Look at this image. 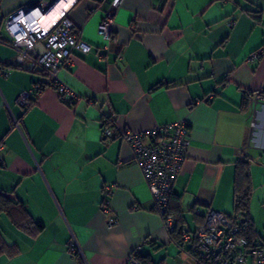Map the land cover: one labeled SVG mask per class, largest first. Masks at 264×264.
I'll return each instance as SVG.
<instances>
[{
	"label": "crops",
	"instance_id": "1",
	"mask_svg": "<svg viewBox=\"0 0 264 264\" xmlns=\"http://www.w3.org/2000/svg\"><path fill=\"white\" fill-rule=\"evenodd\" d=\"M42 1L0 0V192L42 225L29 234L1 213L0 232L13 251L0 252V264H123L134 250L153 264H195L188 244L178 245L163 228L119 135L174 120L189 126L170 204L183 227L193 230L208 208L235 215V164L247 156L248 212L257 230L264 100L253 96L264 91V0H62L55 18L65 14L92 46L58 72L79 99L66 103L45 88L23 107L16 96L45 76L15 63L4 21ZM112 9L115 40L105 41L98 25ZM111 114L105 136L102 121ZM108 191L107 215L99 204ZM71 235L78 257L67 252Z\"/></svg>",
	"mask_w": 264,
	"mask_h": 264
},
{
	"label": "built area",
	"instance_id": "2",
	"mask_svg": "<svg viewBox=\"0 0 264 264\" xmlns=\"http://www.w3.org/2000/svg\"><path fill=\"white\" fill-rule=\"evenodd\" d=\"M58 0H44L31 7L21 9L4 21L9 36L8 44L15 50L14 61L27 70H39L44 79L35 81L16 96L17 104L26 107L45 88H54L59 98L73 103L79 97L61 82L59 69L71 60L73 53L87 54L92 46L73 32V23L62 14L48 26L39 23V17L52 9ZM29 10L28 14H24ZM114 10L104 14L98 25L99 34L105 41H114L112 16ZM230 26L233 21H228ZM107 45H104V49ZM253 52L248 59L260 54ZM101 56L100 53H98ZM254 102L264 100V91L253 96ZM114 115L102 121L105 136L111 135ZM253 124V123H251ZM122 140L131 148L132 158L143 175L153 200L154 211L159 215L163 228L176 233L181 244H188L185 250L195 264H264V238L248 240L241 235L239 219L224 212L208 208L193 230L179 226L177 217L170 209V199L175 180L183 162L188 156L190 140L189 126L185 120H174L144 131L122 130ZM109 191L100 202V209L109 213ZM116 219L109 216L108 224ZM67 252L73 257L82 254L76 238L71 235ZM123 264H142L137 252L132 251Z\"/></svg>",
	"mask_w": 264,
	"mask_h": 264
},
{
	"label": "trees",
	"instance_id": "3",
	"mask_svg": "<svg viewBox=\"0 0 264 264\" xmlns=\"http://www.w3.org/2000/svg\"><path fill=\"white\" fill-rule=\"evenodd\" d=\"M2 40V39H0ZM251 175H250V159L247 156L239 159L235 164L234 180H233V204H234V214L229 215L235 216L239 219V224L241 227V235L246 237L248 240L256 239V230L252 224V221L249 217V202L251 198ZM172 196V195H171ZM171 204V199H170ZM171 211L177 217L179 226H183L180 214L178 211H175L170 205ZM6 213L13 221V223L20 228L21 230L29 233L36 234L38 233L42 225L39 222L33 221L29 216L26 209L21 205V203L14 201L9 198L7 195L0 192V214ZM243 220L242 221H240ZM174 241L182 246L181 241L174 230L171 233ZM13 248L7 245L0 232V252L12 253ZM142 264H153L152 262L146 261L144 258L137 255Z\"/></svg>",
	"mask_w": 264,
	"mask_h": 264
},
{
	"label": "bare ground",
	"instance_id": "4",
	"mask_svg": "<svg viewBox=\"0 0 264 264\" xmlns=\"http://www.w3.org/2000/svg\"><path fill=\"white\" fill-rule=\"evenodd\" d=\"M62 0H59V2L49 11L45 12L43 15L39 17V23L42 25H47L52 20H55L56 17V8L61 4ZM61 7V6H60Z\"/></svg>",
	"mask_w": 264,
	"mask_h": 264
},
{
	"label": "rangeland",
	"instance_id": "5",
	"mask_svg": "<svg viewBox=\"0 0 264 264\" xmlns=\"http://www.w3.org/2000/svg\"><path fill=\"white\" fill-rule=\"evenodd\" d=\"M255 234H256V239L264 238V214L261 215L260 223L258 225Z\"/></svg>",
	"mask_w": 264,
	"mask_h": 264
},
{
	"label": "water",
	"instance_id": "6",
	"mask_svg": "<svg viewBox=\"0 0 264 264\" xmlns=\"http://www.w3.org/2000/svg\"><path fill=\"white\" fill-rule=\"evenodd\" d=\"M34 7H36V6L31 7V9H33ZM28 13H29V10L24 11V14H28Z\"/></svg>",
	"mask_w": 264,
	"mask_h": 264
}]
</instances>
